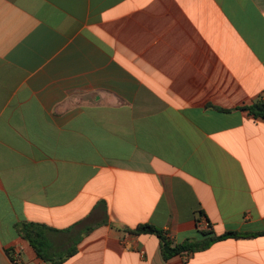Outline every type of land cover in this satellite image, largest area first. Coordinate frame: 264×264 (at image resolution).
<instances>
[{"label": "crops", "instance_id": "0c3cea01", "mask_svg": "<svg viewBox=\"0 0 264 264\" xmlns=\"http://www.w3.org/2000/svg\"><path fill=\"white\" fill-rule=\"evenodd\" d=\"M256 101L264 0H0V264H264Z\"/></svg>", "mask_w": 264, "mask_h": 264}, {"label": "trees", "instance_id": "16d2710c", "mask_svg": "<svg viewBox=\"0 0 264 264\" xmlns=\"http://www.w3.org/2000/svg\"><path fill=\"white\" fill-rule=\"evenodd\" d=\"M245 110H247L250 114H252L254 117H261L264 118V101H256L251 105L245 106ZM38 227V226H37ZM34 224H26L19 227L20 234L26 238L32 246L35 248L37 253L40 256H43V252L47 245V238L44 235L43 231L40 228H37ZM136 233H152L156 234L160 240H161V252L162 256L167 259L175 254L187 251V252H193L200 249L207 248L212 241L226 239L229 237H236V236H243V235H252L251 233H239V232H233L228 231L221 235H215L212 234L211 231H203V234L210 235L206 240L197 242V241H187L179 244L173 245V242L165 235V233L157 228L154 225L151 224H140L137 226L136 229L133 230ZM254 235V234H253ZM76 252V249L69 250L65 255H62L54 261L56 263L62 262L67 259V257L73 255ZM47 259V258H46Z\"/></svg>", "mask_w": 264, "mask_h": 264}, {"label": "built area", "instance_id": "2783aa9c", "mask_svg": "<svg viewBox=\"0 0 264 264\" xmlns=\"http://www.w3.org/2000/svg\"><path fill=\"white\" fill-rule=\"evenodd\" d=\"M201 227H202L203 229H206V228L209 227V223L206 222V221H204L203 223H201Z\"/></svg>", "mask_w": 264, "mask_h": 264}]
</instances>
